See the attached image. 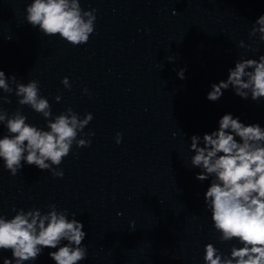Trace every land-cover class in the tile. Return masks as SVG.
<instances>
[{
	"label": "clouds",
	"instance_id": "obj_1",
	"mask_svg": "<svg viewBox=\"0 0 264 264\" xmlns=\"http://www.w3.org/2000/svg\"><path fill=\"white\" fill-rule=\"evenodd\" d=\"M95 12L96 9L83 10L79 0H32L26 7V21L45 36L58 35L71 45L79 46L87 43L95 30ZM257 33L264 41V15L255 21L249 36ZM238 46L255 50L243 40ZM184 72L183 68L178 71L180 79L185 78ZM62 84L71 88L67 77L62 79ZM230 86L242 99L250 96L253 101H259L264 98V55L259 59L237 60L229 69L226 81L211 85L207 99L219 100L222 90ZM0 90L7 94L15 91L19 105L29 106L47 121L45 130L26 123L27 117L20 109L9 116L0 107V123L8 130V134L0 138L3 167L15 176L26 163L62 178L63 171L58 166L69 155L73 144L77 148L91 144L90 139L77 137L79 134L94 135L93 132L83 133L93 115L87 113L81 119L69 107L53 119L49 101L40 95L39 81L19 83L14 75L7 77L2 70ZM55 99L59 102L61 97ZM0 101L11 102L7 96H0ZM218 124V130L210 134L190 138V150L195 153L191 165L201 169L197 180L211 177L204 202L211 212L215 231L220 233L219 240L235 239L241 246H233L230 255H223L208 243L203 259L205 264H264V128L257 123L245 125L230 113L224 114ZM121 138L122 133H117V144ZM48 208L50 210L43 214L39 209L25 212L14 208L16 214L11 219L0 215V251L12 252L11 259L3 258V264L35 261L45 248L56 249L49 252L55 264H78L87 258V248L82 243L87 235L83 223L75 218V213L69 219L67 210L59 211L54 204Z\"/></svg>",
	"mask_w": 264,
	"mask_h": 264
}]
</instances>
